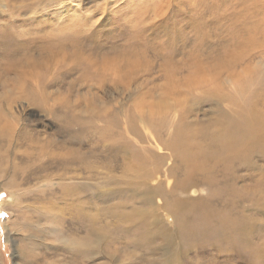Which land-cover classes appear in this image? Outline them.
Returning <instances> with one entry per match:
<instances>
[{"label": "rangeland", "instance_id": "374dc122", "mask_svg": "<svg viewBox=\"0 0 264 264\" xmlns=\"http://www.w3.org/2000/svg\"><path fill=\"white\" fill-rule=\"evenodd\" d=\"M11 68L35 73L38 82L25 78L19 97ZM31 84L56 116L34 104ZM0 112H11L25 137L15 152L7 149L8 159L0 154V264H28L32 251L45 256L40 264H65L58 260L66 255L61 226L34 214L53 213L49 199L67 182L83 184L88 215L102 211L103 254L117 255L116 264H237L215 246L181 256L175 240L145 246L122 234L115 212L146 217L152 204L171 229L175 197L203 199L223 214L241 195L229 211L246 218L251 252L240 249V256L243 264H264V151L225 162L216 134L249 113L264 150V0H0ZM24 125L52 139L54 160L72 161L75 167L62 169L70 179L60 178L52 160L36 163L50 182L17 176L7 183L13 177L4 160L23 165L33 152ZM202 156L203 169L188 174L186 161ZM36 187L54 193L40 199Z\"/></svg>", "mask_w": 264, "mask_h": 264}, {"label": "bare ground", "instance_id": "6f19581e", "mask_svg": "<svg viewBox=\"0 0 264 264\" xmlns=\"http://www.w3.org/2000/svg\"><path fill=\"white\" fill-rule=\"evenodd\" d=\"M11 70L14 71L15 69L11 68ZM15 76V85L17 88H20L19 97L22 95V91H24L22 82L25 81V78L32 79L34 82H38L37 76L33 72L15 70ZM31 85L33 86L31 87V90L33 91L32 101L34 100V104L39 105L42 112H45L48 116H56V113L53 109L47 108L46 98L44 95L36 90L37 84ZM19 97L18 99L16 97L11 98L8 101L12 103L17 99L18 102ZM230 100V102H237V100H234V98H230ZM242 120L244 125L241 123ZM219 123H221V121H218L217 125H219ZM15 124L16 118L11 112H0V154L3 152V156L8 154V148H11L13 152H15V150H18L19 147L23 145V140L20 141V138L22 137V139H24L25 137L22 136L20 132H16ZM257 126H260V123L254 120L249 113H245L244 118L241 120H239V117L231 119L229 126L225 125V127H222V125H220V128L223 131L221 134L220 131L216 134L219 140H222L220 145V155L222 156L221 159L227 162L228 160H226V158L241 159L251 156L255 152L264 151L260 145V140H262V136L260 135L263 134L262 129L258 128ZM261 127L263 128V126ZM62 128L65 130L66 126H62ZM250 129H252V131ZM19 130H24V133L27 136L26 139L28 141V145H26V147L28 149H33V152L27 155V157H24L28 159L21 160V162H24L23 165L14 162L13 158V160L11 159L9 161L4 160L6 166H8V168L5 169L6 174L9 173L7 175H11L13 177V179L9 180L7 183L13 184V181L15 180L14 178L17 176H21L22 178L25 176L26 181H34L41 178L40 176H44L46 178L44 181L50 182L48 180L49 176L45 175L46 172L42 173L44 172L45 167H36V163L42 161H44V163L49 166L54 165V167L52 166L51 168H58L60 171V178L64 177V179H70L68 175H66L69 174L70 171H63V173L62 169L70 170L74 165L71 160H68V164H66V160H54L56 154L51 152V147H53L55 143L52 142L51 138H48L47 136L41 137L42 135L34 137L38 135V133L33 136L31 133L32 129L27 125H24ZM256 130L260 131V135H258V131ZM234 132L238 134L234 135ZM33 139L35 140L33 141ZM71 139L73 138L70 136V140ZM74 152L76 151L72 150V152L70 151L66 154L69 156ZM13 155L14 153L12 154V157ZM5 157L7 158V156ZM39 158L41 161L38 160ZM52 160L53 163L51 165L49 162ZM186 162L189 165V174L195 171H201L208 160H204V156H202L200 157V160H191ZM76 167H78V170H80L79 165ZM79 174L80 173H76V176H79ZM212 184L217 185L216 183ZM82 186V183H64L62 189L57 192L60 193L58 197H55L56 193L53 194L54 189L43 190V188L38 187L32 188L31 191H36L35 194L40 199H43L45 196L47 199V196L52 193L53 195L50 197L49 202L51 207L55 205L53 213H51V210H39L36 215L34 214V217L39 219L43 216V218H49L51 221L55 222L57 224L56 227H58V225L61 226V229L58 227L57 236L64 237L60 240L62 243V249L65 251L67 256L64 255V257L61 254H57V252L54 254L61 257L63 256L62 259H58L62 263L116 264L118 263L117 255L109 253L104 256L103 254V246L108 238V236L102 232L101 217L103 216V213H101L102 211L98 208L95 210L94 214L88 215L86 213V192L85 188ZM76 187L78 189L75 191L74 189ZM180 189L181 191H186L187 186L185 184L181 185ZM72 191H74V193ZM153 194L157 195L158 192H154ZM242 200L243 197L241 195V197H239L238 203H229V207L224 208L225 213L222 214V212H220V214H216L211 211L213 206L210 208L209 206L203 204L206 203L203 201V199L179 200L177 197H175V204L172 206V209L170 208V210L173 211L176 226L171 229L168 226L161 224L159 221L160 217L157 212V208L152 204L149 206L150 210L146 217H142L137 213L126 214L120 208L116 209L115 217L120 216L123 222H125L124 225L119 227L120 230H122V234L126 235L127 233L128 237L137 238V242L139 238L143 241L145 246H150L156 242H160V244H169L175 240L178 242V244L175 245L178 256H181L190 248L195 246H215L218 248L219 252H222L228 258H235L237 264H243L245 262V256H240V249L246 250V255L251 252L248 248L246 218L239 216L237 219H234L229 214V211L238 207L239 202ZM55 201H57V203L60 202L63 206L59 207L57 203L55 204ZM217 203H221V200L219 199ZM223 205L227 207L226 204L223 203ZM160 206H164L163 203H161ZM112 212L114 213V210H112ZM109 215L112 216V213H109ZM136 217L140 219L136 225L131 228H126L130 223L135 222ZM217 221L220 222L222 228L216 224ZM164 222H167V224L171 223V219L167 217ZM173 223L175 222L173 221ZM215 226H218L219 228ZM226 232L227 238H230L229 240L231 242H227L225 234ZM32 245L33 249L37 246L36 244ZM176 252L173 251L172 254L175 256ZM44 257V255H40L32 251L28 253L26 259H29L28 264H40V260ZM164 257L170 258L168 249H166ZM102 259H105V262L101 261ZM131 261L133 260L122 262L123 264H130ZM167 262L170 261H166V263Z\"/></svg>", "mask_w": 264, "mask_h": 264}]
</instances>
